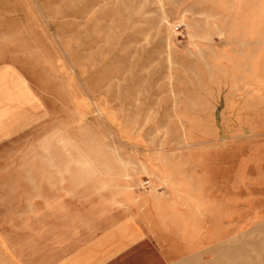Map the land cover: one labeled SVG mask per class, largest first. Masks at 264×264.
Segmentation results:
<instances>
[{
  "label": "rangeland",
  "instance_id": "374dc122",
  "mask_svg": "<svg viewBox=\"0 0 264 264\" xmlns=\"http://www.w3.org/2000/svg\"><path fill=\"white\" fill-rule=\"evenodd\" d=\"M237 190L264 209V0H0V264H171Z\"/></svg>",
  "mask_w": 264,
  "mask_h": 264
},
{
  "label": "crops",
  "instance_id": "0c3cea01",
  "mask_svg": "<svg viewBox=\"0 0 264 264\" xmlns=\"http://www.w3.org/2000/svg\"><path fill=\"white\" fill-rule=\"evenodd\" d=\"M253 191L244 192L245 197L255 195ZM212 193L208 191L205 197L217 196ZM233 194L231 202L222 201L223 205L214 209L211 201L198 209L186 206L193 218L200 209L206 216L204 219L197 216L198 219L189 224V236L164 239L160 244L168 247L162 249V260L169 259L171 264H264V209L256 205L254 199H243L241 191ZM221 197L228 196L221 194ZM155 262L164 264L160 260Z\"/></svg>",
  "mask_w": 264,
  "mask_h": 264
}]
</instances>
